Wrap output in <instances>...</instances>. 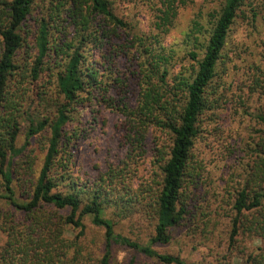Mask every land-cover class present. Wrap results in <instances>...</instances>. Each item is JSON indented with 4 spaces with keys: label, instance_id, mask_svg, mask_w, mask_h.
<instances>
[{
    "label": "rangeland",
    "instance_id": "374dc122",
    "mask_svg": "<svg viewBox=\"0 0 264 264\" xmlns=\"http://www.w3.org/2000/svg\"><path fill=\"white\" fill-rule=\"evenodd\" d=\"M59 1L34 0V17L26 27L29 30L28 44H32L34 37L30 28L34 31L37 21L43 16L48 17ZM112 1L115 12L129 23L131 29L129 34L121 31L122 35L112 38L114 45H95L99 47H94L88 53L87 63L99 67L102 89L97 93L81 94L84 105L74 109V122L68 126L70 131L77 129V138L72 141L69 172L80 187L93 186L110 166H117L130 154L132 143L126 140L129 119L123 106L124 102L129 108L137 104L141 86L139 78L132 73L140 71V60L123 54L119 46H127L125 49L128 51L132 50V46H146L152 42L151 45L156 48L174 46L179 56L175 72L178 73L182 66L191 70L196 62L188 60L185 55L189 46L183 41L185 32L196 18L207 24L212 18L211 14L217 13L224 2L186 0V5L179 9L175 24L168 33H159L156 40L152 34L160 31L155 25L154 0ZM64 16L62 12L58 24L64 28L67 26L68 31L64 29L65 32L71 33L70 20L63 21ZM52 34L55 37L59 35L54 28ZM136 36L150 38L146 42H134ZM51 60L53 68L56 60ZM59 69L60 66L55 71ZM106 69L111 72L109 75ZM51 72L45 70L36 80L27 78L19 83V77L15 76L12 81L11 88L19 96L20 105L25 111L21 119L22 131L17 139L18 147L25 144L31 120L37 122L48 115L54 117L58 107L69 104L56 78L49 74ZM118 78L122 82L115 80ZM94 95L98 100L94 99ZM104 97L111 100L105 101ZM209 99L212 107L201 115V129L193 150L192 161L196 171L187 190V214L181 223L170 228L172 239L169 243L156 242L152 245L159 252L179 256L188 263L264 264L263 230L241 233L233 243L230 239L239 193L244 188L257 190L264 177V173L258 175L256 171L260 164L264 169V0L243 1L229 30ZM48 136L49 133L41 131L30 138L24 154L32 162L33 174L19 179L23 189L15 179L14 187L19 201L26 200L27 193L37 181L49 146ZM171 144L170 132L159 126L150 127L142 146L138 151H131L134 160L130 182L134 188L152 182L154 178L161 179L162 160L167 157ZM15 178H18L17 174ZM108 212V216L115 221L117 234L141 244L150 243L156 223L152 215L147 216L139 210L137 214L119 218ZM39 213L47 221L49 232L58 236L56 242L48 241L49 233L45 230L46 242L54 261L59 260L60 264H95L103 256L106 231L104 227L95 225L91 216L84 217L85 230L80 235L79 229L63 223L67 210L44 206ZM259 222L258 225H262ZM28 223L25 212L7 199L0 200V264H18L24 260L25 256L19 253L14 258L3 253L10 248L11 242L21 240ZM71 245L74 247L71 248ZM113 254L112 264H128L130 260L134 264H166L120 243L113 244Z\"/></svg>",
    "mask_w": 264,
    "mask_h": 264
},
{
    "label": "trees",
    "instance_id": "16d2710c",
    "mask_svg": "<svg viewBox=\"0 0 264 264\" xmlns=\"http://www.w3.org/2000/svg\"><path fill=\"white\" fill-rule=\"evenodd\" d=\"M223 1L221 9L211 14L212 18L207 24L196 18L185 32L183 41L189 43L185 55L188 60L196 62L191 70L182 66L178 73L175 72L179 56L174 46L156 48L151 45L152 42L146 46H132L131 51L125 49L127 46H119L123 54L140 60V71L132 73L139 78L141 86L137 104L129 108L124 102L123 106L129 119L126 140L132 143L130 154L117 166H110L93 186L80 187L69 172L72 141L77 138V129L70 131L68 126L74 122V109L84 105L81 94L97 93L102 89L99 67L87 63L88 53L94 47H99L95 45H114L112 38L122 35L121 31L129 34L130 25L115 12L112 0H60L48 17L43 16L37 21L34 31L30 28L34 34L32 46L27 43L29 30L26 27L34 17V0H0V200H9L27 214L29 221L21 240L11 242L4 255L14 258L19 253L25 256L18 264H60L59 260H53L54 255L44 233H49L47 240L51 242H56L58 236L49 232L47 221L39 213L44 206H51L57 210H67L63 223L79 229L80 235L84 233L83 219L87 215L92 217L95 225L105 228V252L95 264L113 263L115 243L136 249L166 264H195L179 256L159 252L152 243H169L172 239L170 228L181 223L187 214V190L195 177L196 167L192 160L195 141L201 129L200 118L212 107L209 96L216 68L231 25L244 0ZM152 5L156 11L155 25L160 31L152 34V38L157 40L159 33H168L175 24L179 9L186 5V0H154ZM62 12L66 15L63 21L70 20L71 33H66L67 26L64 28L58 24ZM53 28L59 34L57 37L52 34ZM148 39L143 36L133 38L134 42H146ZM111 48L114 49V46ZM53 58L56 60L54 70L51 65ZM58 66L61 69L55 71ZM45 70L52 71L49 74L56 78L69 104L58 107L54 117L48 115L37 122L31 120L25 144L18 147L17 139L22 131L21 119L25 111L20 105L19 96L11 88L12 81L15 76L19 77V83L27 78L36 80ZM106 72L108 75L111 73L109 69ZM115 80L122 82L119 78ZM94 99L98 100L95 95ZM104 100L111 99L104 97ZM152 126L170 132L172 144L167 157L162 160L161 179L154 178L152 182L134 188L130 182L134 160L131 151H138ZM41 131L49 133L44 163L37 181L27 193L28 197L25 201H19L14 181L16 179L20 189H23L19 179L33 174L32 162L24 152L30 138ZM261 166H257L258 175L264 173ZM15 174L18 178H15ZM262 182L257 190L244 188L239 193L231 243L241 233L264 231V177ZM139 210L156 220L155 234L146 245L117 234L115 221L108 216V211H111L115 217L127 218ZM258 220L262 225H258ZM42 247L45 249L41 250ZM1 255L0 250V258ZM128 264H134L133 260Z\"/></svg>",
    "mask_w": 264,
    "mask_h": 264
}]
</instances>
